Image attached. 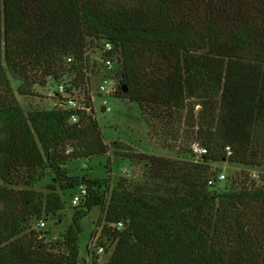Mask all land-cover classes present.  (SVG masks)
Wrapping results in <instances>:
<instances>
[{"label": "trees", "instance_id": "1", "mask_svg": "<svg viewBox=\"0 0 264 264\" xmlns=\"http://www.w3.org/2000/svg\"><path fill=\"white\" fill-rule=\"evenodd\" d=\"M89 53L113 60L151 133L177 142L197 129L203 162L114 140L142 182L70 177L68 162L110 152L97 119L25 111L12 81L20 96L49 81L88 93L91 73L109 74ZM219 163L264 169V0H0V264H88L81 221L95 207L105 264H264V179L242 171L217 190ZM45 166L63 192H88L59 247L32 229L64 208L57 188L33 189Z\"/></svg>", "mask_w": 264, "mask_h": 264}, {"label": "rangeland", "instance_id": "2", "mask_svg": "<svg viewBox=\"0 0 264 264\" xmlns=\"http://www.w3.org/2000/svg\"><path fill=\"white\" fill-rule=\"evenodd\" d=\"M91 60L99 58V54H90ZM100 78L90 77V88L94 96L96 88L100 83ZM15 93L25 111L37 109H53L52 96L57 86L49 81L44 86H35L32 89V95L20 96L17 92L20 82L13 80ZM120 93L111 96L105 95L111 111L96 113V119L101 127L105 141L110 146V152L107 155L94 157L89 160L70 161L67 163L66 171L70 177H76L83 174L88 175L92 180H105L111 177V185L115 186L122 178L133 182H142L145 176V167L134 160L116 157L114 149L111 146L112 141L119 140L131 146L137 153H145L171 159L191 160L190 144L197 140L198 131L195 128L184 127L181 131L180 139L173 142L162 134H153L150 132L145 119L142 116L140 107L130 102L129 95L124 91L126 83L121 84ZM97 107L101 106V99L97 98ZM200 110L197 106L196 111ZM200 141V140H199ZM72 149L69 148V152ZM215 170L224 174L226 179L217 185V190H224L231 186V179L238 178L242 171L250 174L251 179L256 180L255 176H262L264 179L263 168H251L233 165L230 163H219L215 165ZM258 180V183H261ZM225 183V184H224ZM50 188H57L61 195L64 208L54 215H49L41 220L45 221L46 226L41 227L40 221L34 220L32 229L46 238V242L56 247L60 246L63 234L72 222L75 207L72 204L73 197L80 193V187L75 191L63 192L59 188V181L54 171L47 166L41 167L37 172L36 183L33 187L36 191L47 192ZM102 217V208L95 207L92 212L81 221L83 232L80 236V259L88 264H105L109 261L111 253L98 254V238L101 234L104 222L100 223ZM97 253V254H96Z\"/></svg>", "mask_w": 264, "mask_h": 264}, {"label": "built area", "instance_id": "3", "mask_svg": "<svg viewBox=\"0 0 264 264\" xmlns=\"http://www.w3.org/2000/svg\"><path fill=\"white\" fill-rule=\"evenodd\" d=\"M106 51L112 50V46L107 44L105 47ZM103 66L108 70L109 74H100V75H93L92 73L89 75V85L87 88V92H82L80 90H73L70 93H67L66 86L64 83H61L57 86L56 90L51 94L52 96V105L54 108L63 109L67 111L74 112L73 114V122H78L79 115L78 114H87V115H94L96 118V113L101 111L102 113H108L111 111V108L108 106L106 100H104L105 95L114 96L120 93L122 81L115 79L111 76L110 72L114 70V62L112 59L104 58V59H97ZM100 78V83L96 88V93L98 94L96 97L91 91L90 88V77ZM101 99V106L97 107V98ZM190 152H191V161L195 163H201L204 160V156L208 154V149L201 143L199 140H195L190 144ZM228 156L231 155L230 148H227ZM257 177L256 180H260L261 177ZM218 181H224L226 176L224 174H220L217 176ZM210 184H214V180L210 182ZM88 195L87 189L84 186L80 187V193L73 197L72 204L74 207L81 205L84 198ZM40 226L45 227V221H40ZM104 253L103 248H99L98 254Z\"/></svg>", "mask_w": 264, "mask_h": 264}, {"label": "water", "instance_id": "4", "mask_svg": "<svg viewBox=\"0 0 264 264\" xmlns=\"http://www.w3.org/2000/svg\"><path fill=\"white\" fill-rule=\"evenodd\" d=\"M124 91H125L126 93L129 91V87H128L127 85L124 87Z\"/></svg>", "mask_w": 264, "mask_h": 264}]
</instances>
